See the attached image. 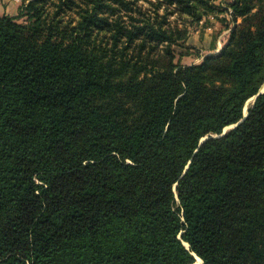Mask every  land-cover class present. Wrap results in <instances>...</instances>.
<instances>
[{
  "label": "trees",
  "instance_id": "16d2710c",
  "mask_svg": "<svg viewBox=\"0 0 264 264\" xmlns=\"http://www.w3.org/2000/svg\"><path fill=\"white\" fill-rule=\"evenodd\" d=\"M137 1L0 16V264H264V0L187 66Z\"/></svg>",
  "mask_w": 264,
  "mask_h": 264
},
{
  "label": "rangeland",
  "instance_id": "374dc122",
  "mask_svg": "<svg viewBox=\"0 0 264 264\" xmlns=\"http://www.w3.org/2000/svg\"><path fill=\"white\" fill-rule=\"evenodd\" d=\"M149 1L154 2L155 0H138L135 6L146 15L153 17L154 8ZM211 3L213 10L196 21L188 15L174 11L172 13L174 6L163 4L158 9L160 16L164 15L166 10L168 12L165 14L167 16L165 25L186 30L185 40L172 45L176 64L185 66L199 64L205 56L217 55L226 43L230 28H232L230 9L232 0H211ZM21 5V0H0V16L17 17ZM18 22L21 23L22 19ZM252 102L253 99H250L246 107H249ZM228 130L230 128L226 131ZM194 264H202V262L197 258Z\"/></svg>",
  "mask_w": 264,
  "mask_h": 264
},
{
  "label": "water",
  "instance_id": "95a60500",
  "mask_svg": "<svg viewBox=\"0 0 264 264\" xmlns=\"http://www.w3.org/2000/svg\"><path fill=\"white\" fill-rule=\"evenodd\" d=\"M263 92V88H262V90L259 92V94H261ZM256 98V96L255 97H253L252 99L254 100ZM246 110V109H245ZM246 117V114L244 115V118ZM240 123V122H239ZM238 123V124H239ZM238 124H235V125H233V126H230V127H227L226 129H224V131H223V133L221 134V135H223L225 132H226V130L228 129V128H230V129H232V128H234V127H236ZM206 138H204V139H202L201 141H204Z\"/></svg>",
  "mask_w": 264,
  "mask_h": 264
}]
</instances>
